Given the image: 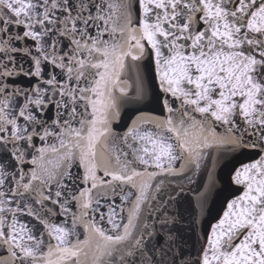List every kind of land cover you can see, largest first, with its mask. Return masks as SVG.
Returning <instances> with one entry per match:
<instances>
[{"label":"snow or ice","instance_id":"6c2138e0","mask_svg":"<svg viewBox=\"0 0 264 264\" xmlns=\"http://www.w3.org/2000/svg\"><path fill=\"white\" fill-rule=\"evenodd\" d=\"M0 264H264V0H0Z\"/></svg>","mask_w":264,"mask_h":264}]
</instances>
